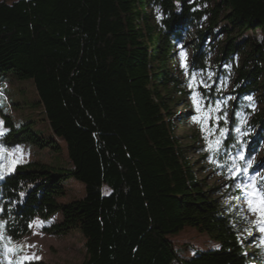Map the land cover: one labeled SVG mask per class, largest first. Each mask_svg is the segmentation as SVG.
I'll return each instance as SVG.
<instances>
[{"label": "trees", "instance_id": "16d2710c", "mask_svg": "<svg viewBox=\"0 0 264 264\" xmlns=\"http://www.w3.org/2000/svg\"><path fill=\"white\" fill-rule=\"evenodd\" d=\"M213 1L210 28L223 13L228 32L264 34V0ZM198 4L0 0V73L33 80L50 130L45 135L35 121L17 124L2 112L10 129L3 143L61 151L64 140L69 155L57 167L41 160L21 163L0 181L6 209L0 218L8 220V235L21 239L34 218L50 222L59 212L44 231L83 233L87 257L81 264L264 263L245 242H237L238 222L197 175L163 92L180 84L167 68L175 43L203 17ZM148 7L159 9L162 19L152 22ZM235 37L227 38L223 53L225 58L246 53L237 70L238 89L260 91L264 104V41ZM192 61L196 68L206 67L202 44L195 46ZM255 117L264 128V106ZM69 178L81 181L85 194L63 201ZM11 201L17 203L8 212ZM186 226L208 233L220 247L181 257L170 236Z\"/></svg>", "mask_w": 264, "mask_h": 264}, {"label": "rangeland", "instance_id": "374dc122", "mask_svg": "<svg viewBox=\"0 0 264 264\" xmlns=\"http://www.w3.org/2000/svg\"><path fill=\"white\" fill-rule=\"evenodd\" d=\"M198 8L203 9V17L198 21L194 28L184 36V39L176 42V48L173 53V58L168 64V72L171 77L178 79L180 84L176 87L169 86V90H163L171 103L172 119L175 124V132L179 137L180 142L185 146V152L191 160L197 175L203 178L204 183L209 189L210 195L216 198L225 210L232 214L235 221L238 222L240 227V234L242 238L247 237V233L244 229L249 228L250 225L243 221L238 215V210L242 206L241 200L231 199L239 195V191L234 187H225L226 184H233L232 181L225 179L223 169H218L215 165L209 162L208 153L205 152V141L203 140V133L197 123L193 122L192 116L196 115L195 106L190 98V89L187 87V76L185 70L181 66L182 57L180 56L181 50L187 53V61L190 69L195 67L193 65V54L195 46L199 43L203 45V48L207 51L206 67L204 69L210 70L215 75L214 80L217 78L227 81V87L221 91H212L210 95L215 98L220 97H235L228 103V113L230 124L229 127H233L237 120L234 116V112L242 111L248 113V125L245 130L250 129V135L245 138L247 154H254L256 158L257 170L264 175V128L260 126V123L255 121V116L258 113H262L263 102L260 91L253 90L246 93H241L238 89L237 76L238 68L242 66L243 60L246 57V53L241 51H235L232 55L225 58L223 53V46L230 36H237V41L243 40L244 37L249 40H262L264 41V34L261 29L256 31L249 30L245 32L243 36L237 35V32H228L225 27H222L225 23L223 21V13L218 17L217 25H213L210 28L211 23L214 21V15L212 8L214 7L213 0H198ZM154 8H147L150 14L152 22H158L157 15H161L160 12ZM206 17V19H205ZM228 28H230L228 26ZM202 33V35H200ZM204 35V36H203ZM203 37V38H202ZM202 38V39H200ZM229 65L230 67H225ZM196 68V67H195ZM200 69V68H196ZM5 80L4 84H0V119H3L1 113L11 115L17 124H21L26 121H35V128L42 130L45 135L50 136V130L47 128V122L44 123L42 118L44 112L37 104L39 95L36 86L32 79H20L11 72L0 73V83ZM215 87V86H214ZM252 95L256 103V111L252 112L247 107V101L244 97ZM5 127V124H4ZM235 133H232L226 144L230 146L235 143ZM64 148L61 151L50 148H39L36 145L28 142H21L16 145H21L24 149L25 155L24 161L41 160L53 167L64 165L68 158V147L65 141H61ZM243 181L244 177H240ZM66 185V196H61L63 201H71L77 196H83L85 194V185L75 178H69L64 181ZM107 190V188H106ZM80 196V197H81ZM228 203H225V201ZM231 208V211L229 210ZM55 216L51 219H59ZM254 219V217H250ZM42 221H45L39 218ZM45 222L50 224L49 219ZM38 231L42 234L33 235V231ZM255 235H259L256 233ZM174 242V245L178 249L181 257L191 256L195 249H207L216 247L217 243L208 233L201 232L196 227L186 226L182 231L170 236ZM251 238L245 239L246 248L253 253H258L264 258V249L255 247L249 242ZM15 240V239H14ZM27 240L29 244H35V248L27 249L29 254L35 253L36 256L47 264H81L87 257V250L85 247V236L79 230H72L65 235H55L44 231L43 228L31 229L30 233L23 236L21 239L15 240L23 242ZM0 262L6 264L5 257L0 252ZM178 264V263H174ZM264 264V263H263Z\"/></svg>", "mask_w": 264, "mask_h": 264}, {"label": "snow or ice", "instance_id": "6c2138e0", "mask_svg": "<svg viewBox=\"0 0 264 264\" xmlns=\"http://www.w3.org/2000/svg\"><path fill=\"white\" fill-rule=\"evenodd\" d=\"M159 13V9L156 10ZM157 19H162L161 15H157ZM206 19V17H205ZM182 57L181 66L185 70L187 76V87L190 91V98L195 106L196 115L192 116L193 122L197 123L203 133L205 141L204 151L208 153V160L218 169H223L225 179L232 181L233 184H226L225 187H234L239 191V195L231 197V199L241 200L242 206L238 210L240 218L250 225L244 229L247 237L242 238L241 234L237 235V242L244 244L245 239H249L255 247L264 249V175L257 170L256 158L254 154H247L245 138L250 135V129L245 130L248 125V113L242 111L234 112L237 120L233 127H229L230 119L227 110L228 103L235 97L215 98L210 95L212 91L221 92L227 87V81L217 78L213 79L214 73L207 69H190L187 61V53L183 50L180 52ZM225 67H230L226 65ZM215 86V87H214ZM247 107L256 111L255 99L252 95L244 97ZM5 122L0 119V181L15 172L16 167L25 163L23 157L24 149L21 145L7 146L3 143V137L10 131L4 127ZM235 133L236 142L228 146L226 141L229 136ZM240 177H244L241 181ZM24 194L20 193L22 197ZM3 194L0 193V200ZM17 202H9L7 211ZM225 203H228L226 200ZM231 211V208L229 209ZM4 203L0 202V214L5 213ZM254 217V219L250 218ZM48 222L39 218H34L29 222V229H39L47 226ZM8 220L0 218V252L5 257L6 264H31L34 260L41 257L35 253L29 254L27 249L35 248V244L27 243V240L18 242L11 235L7 234ZM259 233V235H255ZM33 235L42 233L33 231ZM217 248L220 245H216ZM248 255L247 252L243 253ZM3 264V262H0Z\"/></svg>", "mask_w": 264, "mask_h": 264}]
</instances>
